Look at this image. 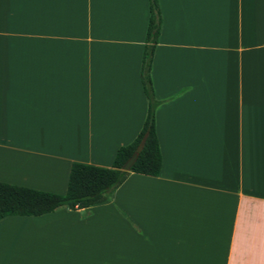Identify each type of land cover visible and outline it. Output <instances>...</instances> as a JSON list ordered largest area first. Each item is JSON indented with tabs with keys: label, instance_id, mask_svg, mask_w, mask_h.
Listing matches in <instances>:
<instances>
[{
	"label": "crops",
	"instance_id": "0c3cea01",
	"mask_svg": "<svg viewBox=\"0 0 264 264\" xmlns=\"http://www.w3.org/2000/svg\"><path fill=\"white\" fill-rule=\"evenodd\" d=\"M156 177L0 219V264H264V0H157ZM148 0H0V182L59 194L146 115Z\"/></svg>",
	"mask_w": 264,
	"mask_h": 264
},
{
	"label": "trees",
	"instance_id": "16d2710c",
	"mask_svg": "<svg viewBox=\"0 0 264 264\" xmlns=\"http://www.w3.org/2000/svg\"><path fill=\"white\" fill-rule=\"evenodd\" d=\"M149 1L139 79L147 109L142 126L135 138L115 152L109 168L72 163L69 168L65 192L53 194L0 182V219L8 216H40L57 208L83 209L105 201L125 180L129 173L156 177L161 158L154 131V99L150 83V64L161 24L157 0ZM143 146L127 172L120 167L134 152L139 142Z\"/></svg>",
	"mask_w": 264,
	"mask_h": 264
},
{
	"label": "water",
	"instance_id": "95a60500",
	"mask_svg": "<svg viewBox=\"0 0 264 264\" xmlns=\"http://www.w3.org/2000/svg\"><path fill=\"white\" fill-rule=\"evenodd\" d=\"M143 141L144 139H142L139 144L136 146L134 152L130 155V157L123 163V165L120 167L121 171L127 172L130 168V166L132 165V163L134 162V160L137 157V154L140 152L142 146H143Z\"/></svg>",
	"mask_w": 264,
	"mask_h": 264
}]
</instances>
